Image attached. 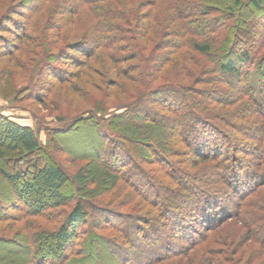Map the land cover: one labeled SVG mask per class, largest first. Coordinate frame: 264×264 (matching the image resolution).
<instances>
[{"label":"trees","instance_id":"trees-1","mask_svg":"<svg viewBox=\"0 0 264 264\" xmlns=\"http://www.w3.org/2000/svg\"><path fill=\"white\" fill-rule=\"evenodd\" d=\"M162 1L165 3L163 4ZM62 3L72 6L68 8V12L78 14L79 20H84L83 32L86 35L83 34L85 37L81 39L69 40L68 48L60 57L63 61L65 58L69 59L67 52L73 50L76 54H82L99 62L98 51L102 50L110 59H117L118 63L131 58L135 61L133 65L138 66V63L143 61L139 66L142 72L137 67H130V71H137V74L141 72L143 78L152 82L160 78L168 81L169 74L165 73V68L173 64L175 81L150 87L147 91L151 93L148 103H151L157 94L178 93L172 95L171 101L183 102V107L173 108V105H169L171 111L176 112V116L172 115L166 120L173 126L187 125L191 142L187 136L183 137L175 126L171 129L173 131L171 134L180 136L182 138L180 142L186 148L176 150L173 138L168 140L166 136L165 140H161L154 135V131H163L160 129L158 119L151 122L146 119L144 123L146 125L140 126L142 113L134 112L133 108L139 106L141 110H146L147 105L140 104L146 94L143 97L135 95L136 97L133 96L130 101L114 106L117 110L123 109L118 113L96 117V112L104 114L106 111L92 113L90 109L86 111L87 115L83 116L84 122L98 125L96 131L100 133L103 146L107 147L109 143L121 145L120 141L126 142L127 136L132 144L137 142V146L141 144L160 146L162 142L166 149L163 150L165 156L169 152L181 158L178 163L193 169L185 170L180 166L179 170L184 171L185 174L178 176L173 172L175 171L173 166L172 169L168 166L167 168L171 170L165 172V168H162V175L169 179L165 182L152 178L146 171V177L142 176L141 180L147 181V185L151 188L140 191L128 176L123 174V167L114 170L112 164L99 163L91 154L94 165H84L71 175L52 158L49 160L44 158L39 162L45 147L39 141L34 127L15 121L0 108V161L4 158L7 160L12 158L18 163L10 170L0 167V176L10 186L14 185L18 191L31 196V201L28 202L25 197L19 195V200L23 204L19 203L14 208L19 209L23 216L35 215L48 223L51 221L48 226L42 225L39 221H28L33 226H37V229L32 226L34 229H29L28 235L25 234L28 239L27 245L31 246L27 253L29 252L31 256L35 254L34 258H40L42 254L40 248L46 242H56L58 251L53 255L59 261L51 264H264V191L262 189L264 174L261 173L264 169V52L256 54L257 56L252 55L255 54V50L259 53V48L264 47V41L246 42L245 50L233 55L232 44L237 39L240 21L235 19L228 28L222 27L224 23L221 21V14H226V9H230L231 12L237 10L238 13L244 7L252 11L256 17L264 15V0H233L225 5H220L219 0H63ZM23 8L27 13L23 14L22 25L15 21L17 19L10 18L13 19L10 23L16 31L12 27L0 24V32H9L13 35L17 33L16 37L19 36L20 31L22 32L18 46L29 36L31 43H35L33 37L35 28L44 32L49 24L46 19L42 24L37 19V16L44 15V8L36 6L32 8L25 2L21 6V9ZM162 8H165L164 12ZM84 11L87 12L85 15ZM211 13L218 15L213 16ZM16 14L22 17L21 13ZM68 24H71V21L67 17L59 27L60 32ZM159 24L163 25V31L166 33L163 37L165 43L159 48H155L154 45L152 50H147L150 42L154 43L153 34H163ZM210 25L215 29H211ZM218 26L219 28H216ZM216 29H224L222 39H219L220 36L217 34L215 36L211 34ZM257 34L264 39V32ZM88 35L91 37L88 38ZM214 42L217 44L215 45ZM45 43L38 46L42 48L49 46L50 39ZM23 47L28 48V46ZM33 47L35 45L29 46L30 49ZM124 52H126L125 57H123ZM204 59L208 62H203ZM195 61L201 62L202 71L203 69L216 71L236 80L233 87L235 90L226 93L231 97L225 100H233L231 101L233 107L227 112L233 114L237 111H247L243 115L248 120L247 123L254 125L253 133L258 136L253 138L255 143L248 148L247 154L249 157L252 155L257 157L254 165H257L259 173L249 168L246 159L221 156V150L232 149L234 139L230 142V149H227L222 143L220 145L215 144L214 141L210 143V139L206 137V134L223 136L224 131L221 128L224 126L220 127L215 122L217 118L222 120L221 108L218 109L216 105L210 106L213 103L211 96L200 91L199 95L194 96L190 85L184 83L191 77L190 73L193 74L189 64H194ZM237 61L240 66L236 64ZM78 62L86 66L82 63L84 61ZM242 65L246 66V70L241 67ZM250 67L255 70L261 82V89L258 91L249 82ZM57 75L61 79L60 74ZM152 82L150 85H153ZM121 83L122 86L125 84V82ZM188 90L190 92H187ZM0 98L7 99L1 94ZM162 100L164 102L160 100L153 102H156L157 106L164 107L167 102L164 98ZM239 115L243 118L241 113ZM95 119L97 121L101 119L102 122L98 123ZM117 124L120 128H114ZM199 124L202 125V131ZM137 131L139 133H136ZM138 137L140 138L137 140ZM96 144L97 142L93 140L91 145ZM5 153L15 154L12 157H5ZM122 153L125 151L123 150ZM187 154L193 158H186ZM140 158L144 162L149 161V157L144 154H140ZM32 159H36L34 165L29 164ZM134 161L138 162L136 159ZM194 161H197V164L193 163ZM21 163H26V166L22 165V168ZM139 166L143 169L141 164ZM211 174L213 176H210ZM250 176L252 183L247 180ZM119 178L132 187L140 197L142 196L147 204H142L140 201L139 205L133 208L137 212L133 211L131 214L126 212L124 214L126 217L123 216L125 219L120 212L108 205L99 206L95 209L98 211L92 213L94 203L82 194H94L97 191L94 186L100 179L102 183L106 182L108 186H114ZM218 178H224V183L223 181L219 183ZM19 181L20 184H17ZM65 186L66 191L63 190ZM234 195L238 197L235 202L227 201L226 198L231 199ZM68 205L72 206L69 210L65 209ZM58 208L61 212L58 211L57 215L51 214L50 210ZM108 218L113 219L108 220ZM168 220L171 221L172 227L164 235ZM156 228L159 229V233L155 232ZM176 237L188 243L175 244ZM43 258L36 260L34 264H48L46 258Z\"/></svg>","mask_w":264,"mask_h":264},{"label":"rangeland","instance_id":"rangeland-1","mask_svg":"<svg viewBox=\"0 0 264 264\" xmlns=\"http://www.w3.org/2000/svg\"><path fill=\"white\" fill-rule=\"evenodd\" d=\"M219 1L221 2L220 5H225L228 1L232 2L233 0ZM24 2L32 8L35 6L44 8V15L37 16V19L40 20L41 24L46 19L49 21V24L44 32L35 28L33 36L35 43H31L29 36L26 39H23L24 44L22 43L20 46H18V41L21 39V31L19 32L18 37H16L17 33L13 35V33L11 34L9 32H0V94L7 98L6 100L0 98V108H2L4 114L10 115L15 121L22 124L32 125L34 127L39 141L45 147V151H42L39 162L44 158H48V160L52 158L53 161L59 163L68 174L74 175L75 172L84 165L92 166L93 160L91 159L92 157H90L92 154L93 159L97 162L112 164L114 170H117L118 167H123V174L125 173L140 191L148 190V187L151 188V186L147 185V181L141 180L142 176L146 177V171L152 178L159 179L160 182H165L169 179L165 175H162V168H165V172L170 171L173 166L175 168V171L173 172L178 176H183L185 174L184 171L181 172L179 170L180 166L184 167L185 170L193 169L188 165L183 166L182 163H178L181 158H178L169 152L166 154L167 156H165L163 150L166 149L162 142L160 146L157 144H141L137 146V142L132 144L127 136L126 142L120 141L121 145L109 143L110 146L107 144V148L106 145L103 146L104 142L100 137V133L96 131L98 125H94L95 123L90 125L83 120V116L87 115L86 111L90 109H92V113L96 111H106L104 114H97L96 112V117H98V115L103 117V115L106 116L114 112L118 113L123 111V109L117 110L114 106L130 101L135 95L143 97L146 94L144 100H141L140 103H145V105H147L146 110H141L139 106L133 108L134 112L142 113L139 122L140 126L146 125L144 124L146 119L148 122L158 119L160 122V129L163 131H154V135L161 140H165L164 137L166 136L168 140H172L171 138H173L176 144L174 145V149L185 150V145L180 142V139L182 138H180V136H173L171 134L173 132L171 129H174L176 126L177 128L175 129L180 132L181 135L183 134V137L187 136L189 142H191V136L188 135L189 131L187 125L177 124L173 126V124H170L166 120L172 115L176 116V112H172L170 109L171 105L174 106L173 108L178 106L181 107L183 105V102L171 101L173 100L172 95H178V93H160L155 95L153 101L160 100L164 102L162 99H166L165 102L167 103L164 107L157 106L158 104L153 101L148 103L151 98V93L147 91L150 87H158L163 83L175 81L173 79L174 73L172 72V69H174L173 64L168 68H165V73L169 74L168 81L160 78L155 81L153 80L152 82V80H148L145 77L143 78V74H140L143 70L139 68V66L143 61H140L138 66L133 65L135 61L131 60V58L118 63L117 59H110L102 50L98 51L100 54L99 62L89 59L82 54H76L73 50L67 52L69 59L65 58L63 61L60 57L64 53L63 51L68 48L69 40L74 41L73 39H81L86 36L84 34L85 32H83L84 20H79L78 14L74 15L73 13L68 12V8H71L72 6L64 5L62 3L63 0H0V24L2 23V25L15 29L11 23L13 22V19H17L15 21L22 25L24 21L23 14L27 13L24 8L21 9ZM162 3L164 4L165 2L162 1ZM164 10L165 8H162L163 12ZM236 11L234 10L231 12L230 9H226V14H221V21L224 23L222 27L228 28L235 19H239L240 21L237 39H235V42L232 44L233 55H237L245 50L246 42L250 43L253 41L260 43L264 41V39H261L257 34L258 32H264V15L256 17L252 11L245 9L244 7L241 8L240 12L237 13ZM17 12L21 13L22 17L19 14H16ZM86 13L87 12L84 11V15ZM214 14L216 13H211L213 16ZM79 16H81V14H79ZM67 17L71 21V24H68L67 27L60 32L59 27ZM221 17L217 16V18L220 19ZM227 18H230V20ZM223 19H227L225 20L226 22ZM6 20L9 21V24ZM5 22L7 24H5ZM49 25H51V27ZM159 25L162 30L161 33L163 34H153L155 37L154 43L150 42L147 46V50H152L154 45H156L155 48H159L165 43L163 42L165 41L163 37L166 33L163 31V25ZM210 28L215 29L214 26ZM216 28H219V26ZM151 31L152 30H150V33ZM223 32L224 29H216L211 34L214 36L217 34L220 36L219 39H222L224 36ZM90 37L91 36L88 35V38ZM44 38L45 41L50 39V44L49 46L47 45V47L42 48L38 45H43L45 43ZM210 38H212V36ZM157 39L159 40L157 41ZM216 44L217 43H215V45ZM30 45H35V47L30 49ZM23 46H28V48L26 49ZM259 49V53H256L255 50V54L252 55L257 56L256 54L259 55L264 52V47ZM125 53L126 52L123 53V57H125ZM70 58H73V60ZM78 61H84L82 63L86 64V66H82ZM87 61L88 63H86ZM203 62L207 63L208 61L204 59ZM200 63L201 62L195 61L194 64H189L191 67L190 71L193 72V74L190 73L191 77L187 78L184 83L190 85L194 96L197 94L199 95V91L206 93L207 96H211V101H213V103H211L212 105L210 104V106L214 107L216 105L215 107L218 109L221 108L220 112L222 120H218L217 118V121L215 122L219 124L220 127L224 126V129L221 128L224 131L223 136L218 134L212 136L206 134V137L210 139V143L213 141L215 144L219 145L222 143L227 149H230V142L234 139L232 149L230 151L225 149L221 150V156H232L231 158L237 157L240 159H246L247 162H249V168L255 173L256 171L259 173L256 167L257 165H254L257 157L255 155H250L251 157H249L247 154L248 148L255 143L253 138L258 137L253 133L254 125L251 126L252 123H247L248 120L243 115L244 112L247 113V111H237L233 112V114L227 112L228 109L233 107L231 102L233 100H225V98L231 97L226 93L235 90L233 87L236 80H233L226 74L217 73L216 71L214 72L207 69H203L202 71ZM236 64L240 66L238 61ZM130 67H137L141 72L138 74L137 71L134 70L131 72ZM241 67L246 70L245 65H242ZM57 74H60L61 79H59ZM249 74V82L251 86L258 91L261 89V82L258 80L256 72L252 67H250ZM76 75L78 76L76 77ZM200 80L202 82H198ZM121 82H125L123 86H126L123 87ZM151 82L153 85H150ZM228 89L230 91H228ZM187 92L190 91L188 90ZM181 96L182 95L179 97L181 98ZM179 113L182 114L183 112ZM240 113L243 118L239 117ZM95 120L97 121V119ZM97 122L101 123L102 120L99 119ZM198 126L200 131H202V125L199 124ZM116 127L120 128L119 124L115 125L114 128ZM107 128L109 131H112L109 127ZM136 133L139 132L137 131ZM139 138L140 137L136 139L138 140ZM93 140L97 142L96 145H91ZM123 150L125 153H122ZM110 151L111 155L109 154ZM14 154L15 153H5V157H12ZM140 154L148 156L149 161L144 162L140 158ZM189 156L190 155L187 154L186 158ZM189 158L193 157L191 156ZM135 159L138 160V162H135ZM171 161L177 164H173ZM35 162L36 159H32L29 164L34 165ZM138 163L141 164L143 169L140 168V164L138 165ZM193 163L197 164V161H194ZM17 164V161L12 160V158H9L8 160L7 158H4L0 161V167H2V169L10 170ZM22 165L26 166V163H21V167L23 168ZM168 166H171V169L167 168ZM246 169L249 170L247 167ZM242 173L243 171L241 174ZM261 173L264 174V169ZM244 174L242 176H244ZM210 176L213 175L211 174ZM251 178L252 177L250 176L249 179H247L250 181L249 183H252ZM22 180L23 179L21 178V181ZM223 180L224 178L217 179L219 183ZM21 181L17 182V184H20ZM148 183L151 182L148 181ZM222 183H224V181ZM94 187H96L97 190L94 194H82L86 199L88 198L91 203H94L92 213H96L98 210L95 209H98L99 206L108 205L115 211L120 212L123 217L126 212L130 214L133 213L135 207L139 205L140 201H142V204H147V201L143 199L142 196L140 197L132 187L120 178L114 186H108L106 182L102 183V180L100 179ZM262 189L264 191V185ZM63 190L66 191L67 187L65 186ZM19 195L25 197L28 202L31 201V196L22 191H18L15 189L14 185L10 186V184L0 176V264H34L36 263V260H39L42 257L46 258L48 264H51L54 261H59L53 255L58 251L56 242H46L45 245L40 248V251L43 254H40V258H34L35 254L31 256L29 252L27 253L28 248L31 246L28 247L26 242L28 239L25 234L28 235L29 229H37V226H33L28 221H39L42 225L46 226L50 225L49 223L51 221L48 223L46 220L38 218L35 215L23 216V213L19 212V209L14 208L21 203ZM144 198L146 197L144 196ZM226 199L233 203L238 197L234 195L231 199ZM70 207L72 206L68 205L65 209L69 210ZM58 211H60V208L50 210L51 214L55 213L56 215L59 213ZM134 212H137V210ZM124 217H126V215ZM124 217L123 219H125ZM111 219L113 218H108V220ZM170 222L168 220V227L166 226L164 235L167 234L172 227ZM51 224H53V222ZM155 232L159 233V229L156 228ZM175 241V244L181 242L183 244L188 243L180 237H176ZM143 256L145 257V255ZM31 257L34 260H32Z\"/></svg>","mask_w":264,"mask_h":264}]
</instances>
